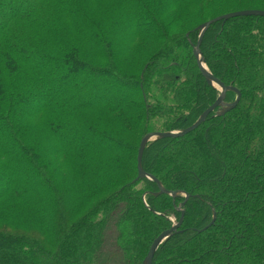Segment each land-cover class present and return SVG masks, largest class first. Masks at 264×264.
I'll return each instance as SVG.
<instances>
[{
  "label": "trees",
  "instance_id": "16d2710c",
  "mask_svg": "<svg viewBox=\"0 0 264 264\" xmlns=\"http://www.w3.org/2000/svg\"><path fill=\"white\" fill-rule=\"evenodd\" d=\"M246 1L0 0V264H143L183 212L153 264H264V16L203 37L237 106L146 145L144 169L178 194L137 179L142 137L190 127L220 96L198 27L264 10ZM206 3L236 10L192 14Z\"/></svg>",
  "mask_w": 264,
  "mask_h": 264
},
{
  "label": "water",
  "instance_id": "95a60500",
  "mask_svg": "<svg viewBox=\"0 0 264 264\" xmlns=\"http://www.w3.org/2000/svg\"><path fill=\"white\" fill-rule=\"evenodd\" d=\"M247 15L264 16V10H253L252 9V10H241V11H236V12H230L227 14L217 16V17L210 19L208 21H205L198 27V29L200 31V35H199V39L197 41V44L194 45V56L197 60L199 69H200L202 75L205 77L206 81L210 85L220 89L221 94L218 97V99L209 108H207L202 113L200 118L190 127L185 128V129L172 130V131L155 130V131H151V132L146 133L141 139L139 149H138V157H137V162H138L137 163V166H138V177H137V179L138 178H148V179L154 180L155 182H157V184L159 186L160 193H168L174 197L178 194V191L167 190L158 178H156L153 174L149 173L148 171H146L144 169L143 164H142V159H143V153H144V150L146 148V145L150 141H154V140L161 139V138H167V137L175 138L178 136H183V135L193 131L198 126H200L203 122H205L208 115L219 106H222V109L219 112V114H222V115L225 114L226 112L232 110L233 108H235L237 106V104L239 103L240 98H241V92L236 87H234L232 85H226L222 80H220L218 77H216L212 74V72L210 71V69L206 63V59L203 55V52L201 49V44H202L205 32L207 31L209 26L211 24H213L214 22L220 21V20H223L225 22L226 20H228L232 17L247 16ZM203 62L206 64V66H205V64H203ZM228 90H234L237 92L238 96L234 102L226 103L224 101L225 96H226V92ZM184 194L186 195V198L189 197L188 193H184ZM183 217H184V212L182 213V216H181V219L179 222L174 223L170 228H167L166 230L162 231L153 240L151 247L149 249V252L144 259L143 264H153V258H154V255H155L158 247L160 246L161 243H163L165 240L170 238L175 232L178 231V229L180 228V226L182 224ZM212 223H214V220L212 221Z\"/></svg>",
  "mask_w": 264,
  "mask_h": 264
},
{
  "label": "rangeland",
  "instance_id": "374dc122",
  "mask_svg": "<svg viewBox=\"0 0 264 264\" xmlns=\"http://www.w3.org/2000/svg\"><path fill=\"white\" fill-rule=\"evenodd\" d=\"M250 0H248V1H246L245 3H247L245 6L247 7L248 5H251V6H253V7H264V1H252V2H250ZM244 3V4H245ZM217 6V7H216ZM215 6V4L214 3H211V4H209V3H206V4H202V9H201V13H199V9H197L196 11H194L192 14L193 15H202L201 17H202V19L203 20H207L209 17H211V16H214V15H216V14H219V13H221V12H224V11H228V10H236V7H234V6H232L231 4H224V5H216ZM244 6V7H245ZM244 10H250V9H244ZM253 10H262V9H253ZM236 11H241V10H236ZM236 11H233V12H236ZM225 14H227V13H225ZM193 24H186V27L185 28H183L184 30H187V29H191L193 26H192ZM183 29H181V30H183ZM155 48L153 47V46H151V48H150V46H149V48L148 49H142L141 50V54H138V56L137 57H132L133 59H137V60H139V61H141V62H144L147 58H148V56H149V54L154 50ZM146 51V52H145ZM53 88H54V90H56V91H58L59 89H60V86H58V85H54L53 86ZM85 96H87V95H85V94H82L81 95V98L82 97H85ZM116 258H117V256H115ZM112 260H113V263L112 262H110L109 264H119L116 260L114 261V257L112 256V257H110Z\"/></svg>",
  "mask_w": 264,
  "mask_h": 264
},
{
  "label": "bare ground",
  "instance_id": "6f19581e",
  "mask_svg": "<svg viewBox=\"0 0 264 264\" xmlns=\"http://www.w3.org/2000/svg\"><path fill=\"white\" fill-rule=\"evenodd\" d=\"M203 64H205V63L203 62ZM205 66H206V64H205Z\"/></svg>",
  "mask_w": 264,
  "mask_h": 264
}]
</instances>
